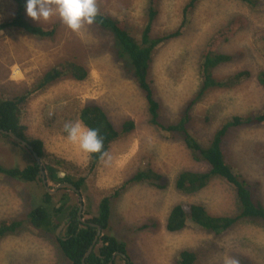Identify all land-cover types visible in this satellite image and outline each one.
Here are the masks:
<instances>
[{"label":"rangeland","instance_id":"obj_1","mask_svg":"<svg viewBox=\"0 0 264 264\" xmlns=\"http://www.w3.org/2000/svg\"><path fill=\"white\" fill-rule=\"evenodd\" d=\"M95 2L97 12L124 21L131 33L139 37L147 21L148 0ZM187 2L159 0V14L151 35L175 30ZM14 10L13 0H0V22L9 19ZM28 18L33 23L56 28L55 34L35 39L13 31L0 32V97L27 90L47 69L66 57L76 56L87 67L88 74L83 81L64 78L33 92L21 115L29 136L41 139L48 154L73 166H57L59 172L74 175L77 170L79 176L86 178L89 192L80 193L82 220L97 214L100 196L111 192L139 167L147 166L162 173L168 186L158 189L136 183L113 197L109 225L101 231V235L108 233L125 241L134 264H173L178 253L186 248L197 252L195 264H225V261L264 264L262 222L241 220L228 231L217 234L191 224L180 232L165 230L166 214L176 202L201 203L211 214H235L234 189L225 181L214 179L194 195L177 191L173 180L178 171L203 170L206 166L191 158L181 136L160 132L149 124L147 104L136 84L112 62L108 53L98 54L93 47L96 43L103 44L107 38L86 24L79 31L70 30L54 10L47 20ZM232 19H238V29L228 31L217 46L219 52L232 55V60L216 67L213 75L220 80L237 71H246L249 75L233 87L210 89L194 105L192 133L202 143L231 116L246 115L264 105V90L256 79L257 73L264 69V0H259L256 7H248L238 0H198L188 12L182 33L159 44L152 57L150 80L161 103L162 121L169 123L179 117L199 88L198 66L207 42L215 33L229 27ZM87 102L100 104L117 127L127 120L134 122V128L116 140L96 169L89 172L86 169L89 154L67 140L63 130L65 123L78 122L73 112L76 106ZM49 118L53 120L49 122ZM222 143L236 170L252 187L253 196L264 204V124L230 128ZM29 162L28 153L22 147L0 134L1 166L20 168ZM47 184L54 187L49 180ZM43 191L39 181L28 182L0 174V221H22L14 233L0 239V264H69L55 245L56 235L61 236L64 227L58 228L56 224L46 233L35 228L28 217L32 205L41 203ZM64 195L78 204L77 194L69 189L52 194L53 203H58ZM142 224L148 228L138 229ZM115 261L127 264L122 256Z\"/></svg>","mask_w":264,"mask_h":264},{"label":"trees","instance_id":"obj_2","mask_svg":"<svg viewBox=\"0 0 264 264\" xmlns=\"http://www.w3.org/2000/svg\"><path fill=\"white\" fill-rule=\"evenodd\" d=\"M13 1L15 4L14 13L9 19L0 22V32L13 31L18 35L21 34L35 39L51 37L55 34L56 28L45 27L30 21L25 11V0ZM197 1L188 0L183 8L182 20L175 30L162 35L159 34L158 36H152L151 32L153 22L159 14V0H148L147 21L141 29L139 37L131 33V29L126 27L124 21L101 12H97L93 23L86 25L93 29L96 34L107 38V41L103 44L96 43L93 46L95 51L98 54L102 52L108 53L112 62L120 66L121 70L128 74L132 82L136 84L143 94L147 104L149 124L153 125L160 132L181 136L191 158L205 164L206 168L203 170L182 169L178 171L173 180V187L185 195H194L208 186L212 180L221 179L235 191L237 209L235 214H211L201 203L183 204L176 202L166 214L164 220L165 230L172 233L180 232L191 224L205 232L217 234L228 231L241 220H254L264 223V204L253 196L252 187L242 177L240 172L236 170V164L231 157L226 155L222 143L230 128H240L245 125H263L264 105L260 110L249 112L246 115L231 116L228 118L230 120L227 119L226 122L220 125L204 143L199 142L193 136L194 120L192 119L191 112L194 105L210 89L233 87L241 79L249 75V72L237 71L222 80L216 79L213 75L216 67L232 60V55L219 52L217 49L218 44L226 36L228 31L230 33L238 29V19H232L229 22V27L218 31L209 39L202 52L198 66V74L200 77L198 90L180 111L178 118L169 123L162 121L160 114L161 103L152 87V80H150L153 53L159 44L177 37L182 33V28L188 18V12L195 7ZM238 1L248 7H256L259 4V0ZM87 74V67L81 62V59L76 56H69L47 69L33 86L24 90L22 93H9L7 96L0 97V129L12 131L32 146L44 167L47 182L48 180L53 182L54 187L59 183H71L81 194L89 192V184L86 182V178L79 176L77 170H75L74 175L73 173H67L64 177H59L57 166L66 168H73V166L65 160L48 154L41 139L29 136L26 126L21 122V115L23 106L27 103L33 92L44 90L64 78L78 82L83 81L86 79ZM256 79L260 87L264 90V69H261L257 73ZM73 113L74 119H77L85 128H94L98 131L99 136L103 140L102 152L104 155L116 140L128 134L134 128V122L132 120L123 122L120 127L115 126L104 108L96 102H87L76 106ZM52 120L53 118H49V122ZM1 135L8 137L5 134ZM12 141L28 153L31 162L25 167L20 168H4L0 165V174L28 182H41L38 165L31 153L24 146L16 143L14 140ZM104 155L102 156L101 153L89 154L86 166L88 172L96 169ZM136 183H146L158 189H165L168 186V180L162 173L151 167H139L129 178L125 179L111 192L100 196L97 202V214L91 219H88V221L101 225L103 230L106 229L112 214V198L120 196ZM41 195V203L32 205V209L28 213L31 224L35 228L42 229L48 233L56 227V225H52L51 214H61L62 218L68 216L66 228L61 236H56L55 245L57 246L59 255H64L69 260V264H81V258L92 243L96 229L90 225H84L78 220V204H74L68 196L64 195L60 198L58 203L61 202V204L56 208L57 203H53L50 194L44 190ZM21 223L22 221L19 219L1 220L0 239L6 234L14 233L21 227ZM144 228H148L147 224H142L140 228L138 227V229ZM114 252L125 254L126 259L129 260V264H134L128 254L125 241L119 240L108 233H104L98 238L93 250L86 257L85 264H108ZM197 259V252L186 248L178 253L173 264H195ZM112 264H116V261L114 260Z\"/></svg>","mask_w":264,"mask_h":264},{"label":"clouds","instance_id":"obj_3","mask_svg":"<svg viewBox=\"0 0 264 264\" xmlns=\"http://www.w3.org/2000/svg\"><path fill=\"white\" fill-rule=\"evenodd\" d=\"M53 10L61 22L74 32L79 31L84 24L93 23L97 15L95 0H25L26 15L33 20H47ZM63 130L67 140L78 144L82 152L104 155L103 140L96 129L82 127L79 122H67L63 125ZM225 264L236 262L225 261Z\"/></svg>","mask_w":264,"mask_h":264},{"label":"water","instance_id":"obj_4","mask_svg":"<svg viewBox=\"0 0 264 264\" xmlns=\"http://www.w3.org/2000/svg\"><path fill=\"white\" fill-rule=\"evenodd\" d=\"M0 133L1 134H5L7 135L11 140H14L16 143L24 146L32 155V157L34 158L36 164L38 165V169H39V172H40V177H41V183H42V186L44 188V190L52 195L54 193H56L59 189H62V188H66V189H70L72 191H74L76 194H77V197L79 198V203H78V212H77V215H78V219L79 221L81 222H85L84 220H82V207H83V203H82V196L81 194L79 193V190L74 186L72 185L71 183H68V182H64V183H59L57 184L55 187L51 188L48 184H47V179H46V174H45V170H44V167L41 163V160L39 158V156L37 155V153L33 150L32 146L30 144H28V142H26L25 140H23L22 138H20L19 136H17L15 133H13L12 131H8V130H4V129H0ZM60 173H63V175H60ZM58 176L59 177H64L65 176V173L64 172H58ZM92 226L96 227L97 229V233H96V236L91 244V246L88 248V250L85 252V254L83 255L82 257V264H85V258L90 254V252L92 251L93 249V246L95 245V243L97 242L98 240V235L99 233L101 232V227L97 224H94V223H91ZM59 230V229H58ZM58 230L56 231L58 233ZM116 254H119L120 256H122L123 258L126 259V255L123 254V253H119V252H115L113 255H112V259L115 257ZM127 260V263L129 264V260ZM109 264H112V262H110Z\"/></svg>","mask_w":264,"mask_h":264},{"label":"flooded vegetation","instance_id":"obj_5","mask_svg":"<svg viewBox=\"0 0 264 264\" xmlns=\"http://www.w3.org/2000/svg\"><path fill=\"white\" fill-rule=\"evenodd\" d=\"M46 174V173H45ZM63 189H66V188H62V189H59L58 191H60V190H63ZM70 190V189H69ZM74 192V191H73ZM75 193V192H74ZM79 203V202H78ZM60 204H61V202L60 203H57V206H56V208H58L59 206H60ZM78 212V211H77ZM77 218H78V215H77ZM51 219H52V225H56V224H58L59 226H57L58 228H60V226H62L61 228H63L64 227V229L66 228V225H67V222H68V216H66L65 218H62V216H61V214H55V213H53V214H51ZM79 220V219H78ZM85 222H81L82 224H87V225H90V226H92L91 225V223H93V222H89L87 219L86 220H84ZM94 224H97V223H94ZM100 227H101V225H99ZM92 227H94V226H92ZM95 229H96V227H94ZM103 230V228L101 227V231ZM105 230V229H104ZM96 233H97V229H96ZM96 233H95V236H96ZM57 236V235H56ZM95 236H94V238H95ZM100 236H101V232L99 233V235H98V238H100ZM94 238H93V240H94ZM93 240H92V242H93ZM92 244V243H91ZM91 244H90V246H91ZM89 246V247H90ZM88 247V248H89ZM93 248H94V246H93ZM88 250V249H87ZM86 250V251H87ZM93 250V249H92ZM115 253V252H114ZM113 253V254H114ZM85 254V253H84ZM112 254V255H113ZM120 255L119 254H116L115 255V257L112 259V256H111V261L110 262H112L113 263V261L114 260H116V258L117 257H119ZM86 259V258H85ZM85 261V260H84ZM109 262V263H110ZM108 263V264H109ZM81 264H82V258H81Z\"/></svg>","mask_w":264,"mask_h":264},{"label":"bare ground","instance_id":"obj_6","mask_svg":"<svg viewBox=\"0 0 264 264\" xmlns=\"http://www.w3.org/2000/svg\"><path fill=\"white\" fill-rule=\"evenodd\" d=\"M239 77V76H238ZM228 84V83H227ZM153 108V107H152ZM154 110V109H153ZM154 120V119H153ZM152 120V121H153ZM230 120V119H229ZM250 120V119H248ZM237 122V121H236ZM244 122V121H243ZM159 125V124H158ZM161 130V129H160ZM155 135V134H154ZM186 135V134H185ZM194 136V135H193ZM184 139V138H183ZM207 139V138H206ZM232 141V140H231ZM138 145V144H137ZM145 151V150H144ZM194 154V153H193ZM149 156V155H148ZM202 164V163H201ZM197 166V165H196ZM201 168V167H200ZM175 171V170H174ZM182 174V173H181ZM198 176V175H197ZM200 176V175H199ZM197 179V178H196ZM200 179V178H199ZM194 180V179H193ZM234 183V182H233ZM190 184V183H189ZM200 184V183H199ZM238 185V184H237ZM186 186V185H185ZM239 186V185H238ZM163 209V208H162ZM208 221V220H207ZM205 223V222H204ZM185 228V227H184ZM209 236V235H208ZM199 241V240H198ZM236 246V245H235ZM242 255V254H241Z\"/></svg>","mask_w":264,"mask_h":264}]
</instances>
